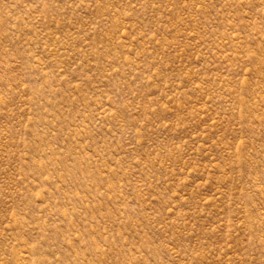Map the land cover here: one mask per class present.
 Returning <instances> with one entry per match:
<instances>
[{
  "label": "rangeland",
  "instance_id": "rangeland-1",
  "mask_svg": "<svg viewBox=\"0 0 264 264\" xmlns=\"http://www.w3.org/2000/svg\"><path fill=\"white\" fill-rule=\"evenodd\" d=\"M0 264H264V0H0Z\"/></svg>",
  "mask_w": 264,
  "mask_h": 264
}]
</instances>
